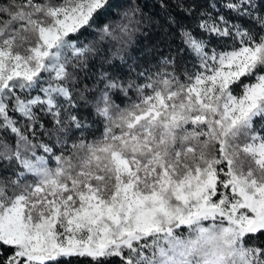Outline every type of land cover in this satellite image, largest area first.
<instances>
[{"label": "snow or ice", "instance_id": "6c2138e0", "mask_svg": "<svg viewBox=\"0 0 264 264\" xmlns=\"http://www.w3.org/2000/svg\"><path fill=\"white\" fill-rule=\"evenodd\" d=\"M116 7L0 0V264H264V0L194 2L147 68Z\"/></svg>", "mask_w": 264, "mask_h": 264}, {"label": "trees", "instance_id": "16d2710c", "mask_svg": "<svg viewBox=\"0 0 264 264\" xmlns=\"http://www.w3.org/2000/svg\"><path fill=\"white\" fill-rule=\"evenodd\" d=\"M196 3L197 7H206L207 0H119V7L113 9L114 12L123 11L124 8L132 3L140 9L138 19L143 21L140 26V31L133 36L132 43L128 48V53L125 57L127 63H132L134 58H138V62L145 68L149 64L156 65L162 55L167 54V42L164 40V33L167 31L170 35L175 34V38L171 43L173 47L180 44L179 24L191 26L193 15H190L186 9ZM169 17L177 21L176 24L169 23ZM184 57L187 60L195 62V57L187 49H185ZM113 63L119 65L120 61L115 60ZM111 71V69H106ZM155 70V69H153ZM128 73L125 70V76ZM113 99L117 104L125 102V98L114 96ZM100 131H103L101 125ZM99 135V133H97ZM92 137H89L91 139Z\"/></svg>", "mask_w": 264, "mask_h": 264}, {"label": "clouds", "instance_id": "9594fccd", "mask_svg": "<svg viewBox=\"0 0 264 264\" xmlns=\"http://www.w3.org/2000/svg\"><path fill=\"white\" fill-rule=\"evenodd\" d=\"M221 254L228 257V249L219 234H213L208 240L202 241L194 253L195 264H209L210 261ZM224 264H232V258L226 259Z\"/></svg>", "mask_w": 264, "mask_h": 264}]
</instances>
